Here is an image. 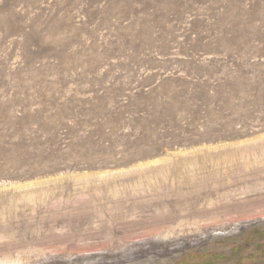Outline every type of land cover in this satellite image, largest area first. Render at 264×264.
<instances>
[{"label": "rangeland", "instance_id": "1", "mask_svg": "<svg viewBox=\"0 0 264 264\" xmlns=\"http://www.w3.org/2000/svg\"><path fill=\"white\" fill-rule=\"evenodd\" d=\"M263 143L264 0H0V264H264Z\"/></svg>", "mask_w": 264, "mask_h": 264}, {"label": "bare ground", "instance_id": "2", "mask_svg": "<svg viewBox=\"0 0 264 264\" xmlns=\"http://www.w3.org/2000/svg\"><path fill=\"white\" fill-rule=\"evenodd\" d=\"M263 144H264V143H263ZM220 184H222V183H219V182H218V185H220ZM176 205H177V204H176ZM168 218H169V217H168ZM157 219H158V218H157ZM165 219H166V218H165ZM170 221H171V220H170ZM159 222H160V221H159ZM156 227H157V226H156ZM156 227H155V228H156ZM158 227H159V226H158ZM158 227H157V228H158Z\"/></svg>", "mask_w": 264, "mask_h": 264}]
</instances>
